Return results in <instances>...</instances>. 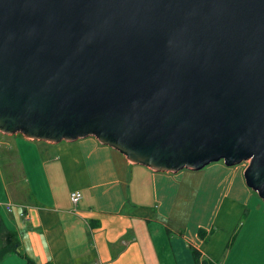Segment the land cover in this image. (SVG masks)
Returning a JSON list of instances; mask_svg holds the SVG:
<instances>
[{
  "label": "water",
  "instance_id": "1",
  "mask_svg": "<svg viewBox=\"0 0 264 264\" xmlns=\"http://www.w3.org/2000/svg\"><path fill=\"white\" fill-rule=\"evenodd\" d=\"M0 133L155 172L247 162L264 202V0H0Z\"/></svg>",
  "mask_w": 264,
  "mask_h": 264
},
{
  "label": "crops",
  "instance_id": "2",
  "mask_svg": "<svg viewBox=\"0 0 264 264\" xmlns=\"http://www.w3.org/2000/svg\"><path fill=\"white\" fill-rule=\"evenodd\" d=\"M5 136L0 203L13 209L0 218L37 264H196L192 249L200 263L264 264V202L244 163L155 172L94 137Z\"/></svg>",
  "mask_w": 264,
  "mask_h": 264
},
{
  "label": "trees",
  "instance_id": "3",
  "mask_svg": "<svg viewBox=\"0 0 264 264\" xmlns=\"http://www.w3.org/2000/svg\"><path fill=\"white\" fill-rule=\"evenodd\" d=\"M4 230V231H3ZM202 231L199 232L201 235ZM18 255L24 259V264H37L32 259L23 256L19 251V243L16 239L14 232H9L0 218V264L9 255ZM192 255L196 264H208L206 261L199 262V255L196 250L192 249ZM50 264V263H48Z\"/></svg>",
  "mask_w": 264,
  "mask_h": 264
},
{
  "label": "rangeland",
  "instance_id": "4",
  "mask_svg": "<svg viewBox=\"0 0 264 264\" xmlns=\"http://www.w3.org/2000/svg\"><path fill=\"white\" fill-rule=\"evenodd\" d=\"M7 139V137L5 136V135H3V134H1L0 133V162H4L5 161V159H4V156L6 155V158L8 157V159H9V161H10V163H15V160H14V157H13V154H11V153H7L8 154V156H7V154L5 153V150H4V147L1 145V142H3L4 140H6ZM11 155V156H10ZM242 163H244V165H246L247 166V162H242ZM216 165V164H223V162L222 161H218V162H215V163H212L211 165ZM211 165H209V166H211ZM12 166V165H11ZM14 166V165H13ZM208 166V167H209ZM246 168V167H245ZM6 200L5 201H2L1 203H0V208H3L2 206L3 205H5L6 204ZM4 208L8 211V212H12V209H13V205H12V203H8V204H6L5 206H4ZM2 210V209H1ZM0 210V211H1ZM21 257L20 256H18V255H16V254H14V255H9V256H7V258H6V262H5V264H16V261H18V259H20Z\"/></svg>",
  "mask_w": 264,
  "mask_h": 264
},
{
  "label": "built area",
  "instance_id": "5",
  "mask_svg": "<svg viewBox=\"0 0 264 264\" xmlns=\"http://www.w3.org/2000/svg\"><path fill=\"white\" fill-rule=\"evenodd\" d=\"M81 198L82 195L80 192H73L70 195V201L74 206H76L80 202Z\"/></svg>",
  "mask_w": 264,
  "mask_h": 264
}]
</instances>
